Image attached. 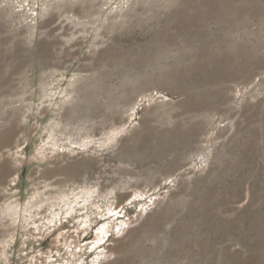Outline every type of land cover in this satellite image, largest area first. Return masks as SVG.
<instances>
[{
	"label": "rangeland",
	"instance_id": "rangeland-1",
	"mask_svg": "<svg viewBox=\"0 0 264 264\" xmlns=\"http://www.w3.org/2000/svg\"><path fill=\"white\" fill-rule=\"evenodd\" d=\"M0 264H264V0H0Z\"/></svg>",
	"mask_w": 264,
	"mask_h": 264
}]
</instances>
